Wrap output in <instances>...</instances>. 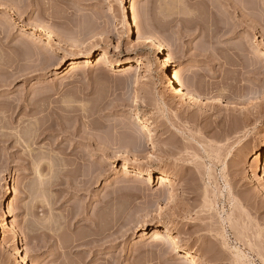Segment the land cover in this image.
I'll return each instance as SVG.
<instances>
[{"label":"rangeland","instance_id":"rangeland-1","mask_svg":"<svg viewBox=\"0 0 264 264\" xmlns=\"http://www.w3.org/2000/svg\"><path fill=\"white\" fill-rule=\"evenodd\" d=\"M162 63L206 102L177 94ZM34 98L40 112L18 115ZM263 137L264 0H0V264L22 259L8 227L31 264H194L152 235L160 219L203 264H264ZM93 215L115 246L96 262L70 249L54 259L44 235L89 241Z\"/></svg>","mask_w":264,"mask_h":264},{"label":"bare ground","instance_id":"bare-ground-1","mask_svg":"<svg viewBox=\"0 0 264 264\" xmlns=\"http://www.w3.org/2000/svg\"><path fill=\"white\" fill-rule=\"evenodd\" d=\"M39 11H40V9L39 8H37ZM115 11V10H114ZM183 20V19H182ZM182 20H180L182 23H183V21ZM125 21L126 22H128V23H131V17L129 16V14L128 15H126V19H125ZM179 21V22H180ZM184 22H185V20H184ZM140 35L141 36H145V32H144V30H141L140 31ZM147 40H148V43H152V44H154L155 46H159L160 48L162 47L161 46V43L156 39V38H154V37H147ZM162 51V50H161ZM162 53V52H161ZM107 53H103L102 54V56H101V58H100V61H102V62H104V61H106L107 60ZM93 57V52L92 51H90L89 52V54H88V58H92ZM99 61V62H100ZM138 64H140L139 62H137ZM161 67L164 69V71H165V75H164V80H165V82H166V84H168L170 87H173L174 88V90H175V92L177 93V94H182V95H185L188 99H190V101L192 102V103H194V104H196V105H202V104H204L205 102H206V99H203V97L199 94V92H197L195 89H194V87L193 86H190V84H188L187 82H184L183 80H181V79H179V78H176L170 71H168L166 68V65L164 64V63H162L161 64ZM75 68H77V65L76 64H74L73 65V67H72V70H75ZM36 98H39V97H36ZM48 100V99H47ZM5 102H7V101H5ZM48 102V101H47ZM6 104V103H5ZM5 104H3V105H5ZM17 105V104H16ZM40 105H41V101H39V100H35V98H34V100H29V101H24V103H21L20 105H17L18 107H17V109L19 110V112H17V114L18 115H21V114H23V115H25V117H31V116H34L35 114L37 115L39 112H40V108L42 107H40ZM2 106V105H1ZM14 106H15V104H14ZM49 108H51V107H49ZM52 110H51V112L52 113H50V114H53L54 115V117H56V123L57 124H59V125H61L60 123L62 122V124H63V121L65 120V124H66V118H68L67 116H66V118H64L63 116L64 115H62L61 114V112L59 113L58 111H56L55 109H53V108H51ZM56 109H58V108H56ZM62 109V108H61ZM60 110V109H59ZM62 111V110H61ZM62 113H64V112H62ZM16 114V115H17ZM62 115V116H61ZM75 118H77V117H75ZM80 118V117H79ZM53 119V118H52ZM55 120V119H54ZM68 120H70V119H68ZM81 120H82V118H81ZM81 120H79V121H81ZM75 121V120H74ZM53 123V122H52ZM77 123V122H76ZM80 123V122H79ZM140 124H142L143 126H144V130H146L147 131V133H148V136L150 137V139L151 140H153V138L155 137V133H154V131L148 126V123H147V120L146 119H141V121H140ZM48 127V131H50L49 130V128H50V126H47ZM61 128V127H60ZM62 128H63V126H62ZM65 128V127H64ZM41 129H42V127H41ZM55 129H57V128H55ZM58 130V129H57ZM45 131L47 132V130H44L43 129V131L40 133L39 132V137H37V139H39V140H41V138L43 137V136H45ZM52 131V130H51ZM54 131V130H53ZM52 133H54V132H52ZM52 133H50L51 135H52ZM47 134H48V132H47ZM49 135V134H48ZM57 135H58V132H57ZM38 136V135H37ZM50 136V135H49ZM53 137V136H52ZM56 138V137H55ZM36 139V140H37ZM54 139V138H53ZM38 141H36V143H37ZM40 142V141H39ZM52 142L53 141H51V144H52ZM55 144H59V142H56ZM28 145V144H27ZM53 145V147H54V144H52ZM58 146V145H57ZM60 146V145H59ZM31 147V146H30ZM29 147V148H30ZM60 148H62V147H60ZM56 149V148H55ZM64 149V148H63ZM54 150V149H53ZM59 150V149H58ZM65 150V149H64ZM29 150L27 149V152H28ZM30 152V151H29ZM32 152V151H31ZM66 151H64V153H65ZM32 154V153H31ZM65 154H67V152L65 153ZM29 155H30V153H29ZM29 161V160H28ZM27 162V161H26ZM253 164H254V166L257 168V173H258V175H259V182L261 183V184H263L264 185V137H263V141H262V143H261V146H260V148H259V150L257 151V153L254 155V157H253ZM35 165V164H34ZM128 166V161H126L125 162V167H127ZM26 167V166H25ZM51 167V168H50ZM50 170L52 171V169L55 167H53L51 164H50ZM53 167V168H52ZM48 168V169H49ZM146 169V172L143 174L144 176L145 175H150V177L152 178V179H154V180H156V181H158L160 184H161V186L164 188L166 185H171L172 184V178H173V176H172V174L171 173H169V172H161L160 170H158V169H156V168H154V167H147V168H145ZM49 170V171H50ZM50 171V172H51ZM57 171V170H56ZM66 171V170H65ZM63 172V175L65 176V177H67V175L69 174V178L71 177V178H73L71 175H70V173H68V171L67 172ZM52 172H54V171H52ZM58 172V171H57ZM59 173H60V171H59ZM61 173H62V171H61ZM60 173V174H61ZM66 173V174H65ZM39 174V173H38ZM58 174V173H57ZM71 174H73V172L71 173ZM40 175V174H39ZM62 175V176H63ZM143 175L141 176H139V177H136V179H135V183L136 184H139V186H145V183L143 184ZM61 176V175H60ZM41 177V176H40ZM67 177V178H68ZM42 178H43V176H42ZM64 179V178H63ZM62 179V180H63ZM61 180V181H62ZM60 181V182H61ZM70 181V180H69ZM134 181V180H133ZM58 182V181H57ZM87 182V181H86ZM59 183V182H58ZM60 184V183H59ZM59 186H61V185H59ZM146 187V186H145ZM143 188V187H142ZM147 188V187H146ZM171 194V193H170ZM104 198H106V197H104ZM103 198V201L105 200ZM108 199V198H107ZM106 199V201H104L103 202V206L105 207V208H107V209H109L111 206H110V203H111V200H107ZM110 199V198H109ZM67 202H68V200H67ZM102 203V202H101ZM112 205V204H111ZM67 207V206H66ZM69 207V206H68ZM72 207V211L71 210H68L69 212H70V215H71V217L70 218H75V216H76V218H75V221L80 217H83L85 214H86V211L84 210V211H74L73 212V206H71ZM87 216V215H86ZM95 215H93V216H91L90 218V228L94 231V235H95V238H93V239H91V240H89V241H85L84 243H83V241H82V243L81 242H77L76 240L78 239H75V241H76V243H69L68 242V239H67V242L69 243H66V240L65 239H63V237L60 235V234H58V233H56V234H54V235H52V236H49V235H44V238H46V240L48 239H51V238H53V242H54V240H55V242L52 244V246L54 247H58V250H57V248H56V251H55V248H54V252H55V254H54V259L56 258H58L59 256H60V254L62 253V251L61 250H65V249H70V251H72V250H76L75 251V253H77V254H83V253H85V255H87V257H88V254L90 255V257H91V262H96L97 261V258H98V256H99V252L100 251H105V250H107L109 247H113V246H115V245H110V246H108L110 243H112L113 244V242L111 241V239H113V237L110 239L109 237H107V236H109L110 234H104V235H106L105 237L102 235V232H100L99 231V228H101V227H99L100 225H99V221H98V217L96 218V217H94ZM1 217L2 218H4L5 217V211L3 210L2 211V213H1ZM78 219L79 221L80 220H83V219H85V216H84V218H81V219ZM70 221H71V219H70ZM73 221L74 220H72V223L70 224V225H72V227L74 226H76V224H73ZM74 221V222H75ZM77 223H78V221H77ZM5 224V223H4ZM7 229H9V232H10V234H11V236H12V238H13V240H14V243H15V245H16V247H18L19 249H17V252H18V254L19 255H21V257H22V259H21V263L20 264H31L30 263V261H29V258L27 257V255H24V253H23V251L21 250V240H20V234H19V231H18V229L17 228H15V227H8ZM70 229H72V228H70ZM177 231H178V228H177V226H176V224H175V222L174 221H170V220H168V219H160V220H158V221H156V223H154L153 225H152V230H151V232H152V235L153 236H156V237H158L161 233H164V234H168V235H171L172 236V239H171V241H170V245L174 248V249H176V250H178L180 253H182L187 259H191L192 261H193V263L194 264H203L202 263V261L200 260V258H199V256H198V254H197V251L196 250H194L191 246H189L188 244H186L182 239H181V237L177 234ZM101 233V234H100ZM51 235V234H50ZM112 235V234H111ZM0 236H2L1 235V233H0ZM107 238H109L110 240H108ZM223 239H225V238H223ZM45 240V239H44ZM45 240V241H46ZM47 240V241H48ZM74 240V239H73ZM113 240H115V239H113ZM226 240V239H225ZM45 241H43V242H45ZM79 241V240H78ZM81 241V240H80ZM51 242V241H50ZM49 242V244L51 245V243ZM74 242V241H73ZM102 242V243H101ZM154 244H153V248H158V249H162V247H165V244H163V243H161V242H159V241H156L155 240V242H153ZM45 244V243H44ZM48 244V245H49ZM43 246H46V245H43ZM52 246H50V247H52ZM52 247V248H53ZM114 249V248H113ZM61 251V252H60ZM73 252V251H72ZM83 257V256H82ZM60 258V257H59ZM89 258V257H88ZM114 263V262H113ZM116 264V263H115Z\"/></svg>","mask_w":264,"mask_h":264}]
</instances>
